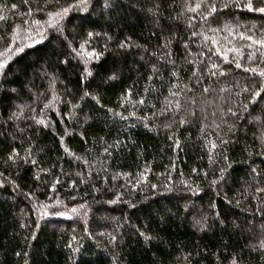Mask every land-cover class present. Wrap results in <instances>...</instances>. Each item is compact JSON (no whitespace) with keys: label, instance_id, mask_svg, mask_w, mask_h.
Segmentation results:
<instances>
[{"label":"trees","instance_id":"16d2710c","mask_svg":"<svg viewBox=\"0 0 264 264\" xmlns=\"http://www.w3.org/2000/svg\"><path fill=\"white\" fill-rule=\"evenodd\" d=\"M260 7L0 0V264H264Z\"/></svg>","mask_w":264,"mask_h":264},{"label":"snow or ice","instance_id":"6c2138e0","mask_svg":"<svg viewBox=\"0 0 264 264\" xmlns=\"http://www.w3.org/2000/svg\"><path fill=\"white\" fill-rule=\"evenodd\" d=\"M247 7H248V9L251 11V10H253V7H252V4L251 3H249L248 5H247ZM255 11H258V12H260V13H264V7H260V8H256V9H254Z\"/></svg>","mask_w":264,"mask_h":264}]
</instances>
